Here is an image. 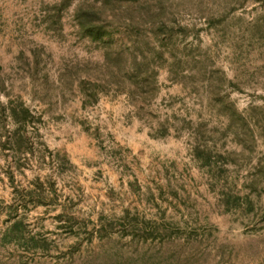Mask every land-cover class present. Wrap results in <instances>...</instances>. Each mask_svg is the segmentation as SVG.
<instances>
[{
    "label": "rangeland",
    "instance_id": "rangeland-1",
    "mask_svg": "<svg viewBox=\"0 0 264 264\" xmlns=\"http://www.w3.org/2000/svg\"><path fill=\"white\" fill-rule=\"evenodd\" d=\"M90 1L0 0V264H264V0Z\"/></svg>",
    "mask_w": 264,
    "mask_h": 264
},
{
    "label": "trees",
    "instance_id": "trees-1",
    "mask_svg": "<svg viewBox=\"0 0 264 264\" xmlns=\"http://www.w3.org/2000/svg\"><path fill=\"white\" fill-rule=\"evenodd\" d=\"M69 1L63 0L61 4L64 5ZM131 1L135 0H91L88 3L82 2L77 5L73 13V19L77 25L78 34L104 47V51L107 53L114 34L119 31V22L115 18L114 12L120 3ZM131 53L130 60L133 76L139 77L140 81L144 80V78L147 79L145 74L141 78L144 62L135 60ZM118 56H121V54H118Z\"/></svg>",
    "mask_w": 264,
    "mask_h": 264
}]
</instances>
